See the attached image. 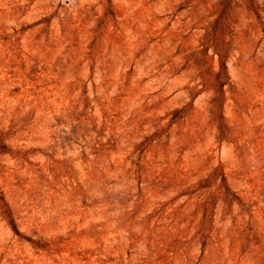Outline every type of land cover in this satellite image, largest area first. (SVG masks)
<instances>
[{"label": "rangeland", "instance_id": "obj_1", "mask_svg": "<svg viewBox=\"0 0 264 264\" xmlns=\"http://www.w3.org/2000/svg\"><path fill=\"white\" fill-rule=\"evenodd\" d=\"M0 264H264V0H0Z\"/></svg>", "mask_w": 264, "mask_h": 264}]
</instances>
